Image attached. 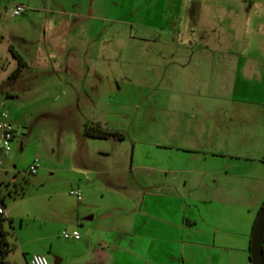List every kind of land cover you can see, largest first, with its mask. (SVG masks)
I'll return each instance as SVG.
<instances>
[{"label":"rangeland","instance_id":"rangeland-1","mask_svg":"<svg viewBox=\"0 0 264 264\" xmlns=\"http://www.w3.org/2000/svg\"><path fill=\"white\" fill-rule=\"evenodd\" d=\"M15 3L27 6L28 15L11 16L9 8ZM59 10L35 8L30 0H0V108L16 132L0 165V195L6 212L2 228L8 244L4 260L18 264L23 257L40 254L48 264L55 258H63L61 264H75L74 243H96L97 247L147 243L151 254L160 257L172 250L178 253L175 247L181 245L194 261L205 257L210 264H250L248 247L255 207L264 198L236 199L231 194L205 199L195 192L199 182L213 189L234 185L230 179L218 178L215 184L209 178L194 176L186 185L194 188L192 193L179 185V194L157 182L161 174L156 168L162 162L157 147L169 141L163 139L157 125L149 124L146 129L142 101L147 93L139 69L122 71L117 67L102 78L105 89L99 94L100 108L111 102L114 115L103 117L97 112L94 118H106L109 129L118 130L123 139L83 136L85 123H98L86 120L91 116L83 113V105L77 102L79 85L51 70L42 42L39 23ZM71 11L67 9L66 14ZM119 11L115 17L120 16ZM137 20L132 19L131 29L127 26L134 36L141 35ZM91 22L93 33L100 32L102 24ZM142 46L141 42L136 45ZM34 51H41L44 64H24L20 73L13 75L18 62L12 52L25 55ZM122 76L131 83L121 80ZM248 89H253L256 102L264 104V83ZM152 115L156 118L154 112ZM34 160L37 168L30 175L28 169ZM179 163L187 164L184 159ZM256 165L246 162L245 171L256 169ZM258 167L263 179L264 166ZM171 176L165 175L166 179ZM74 191L80 193V202L70 194ZM90 216L92 219H87ZM187 221L194 225H187ZM72 231L79 234L78 241L63 238Z\"/></svg>","mask_w":264,"mask_h":264},{"label":"crops","instance_id":"crops-1","mask_svg":"<svg viewBox=\"0 0 264 264\" xmlns=\"http://www.w3.org/2000/svg\"><path fill=\"white\" fill-rule=\"evenodd\" d=\"M30 1L35 8L60 9L40 23V18L36 20L51 70L79 85L77 102L92 117L86 120L120 133L109 129L106 118H94L97 112L103 117L114 115L111 102L100 111L99 94L105 89L102 78L117 67L122 71L134 67L144 74L146 129L149 124L157 125L163 139L169 141L157 144L162 159L156 168L161 174L157 182L179 194V185L192 193L194 188L186 185L194 176L215 184L218 178L230 179L234 185L213 189L199 182L195 192L205 199L231 194L236 199L264 198V178L258 167L264 166V104L256 102L253 89H248L264 83V1ZM67 9L74 11L66 14ZM118 9L120 18L115 17ZM134 18L142 28L140 36L127 31ZM91 21L102 24L100 32L93 33ZM140 42L143 46L136 47ZM15 54L25 65L40 67L46 61L41 51ZM120 79L131 83L127 76ZM173 93L179 96H169ZM180 159L187 164L180 165ZM246 162L257 164L256 169L245 171ZM166 174L171 178L166 179ZM261 204L255 207V216ZM187 225L194 223L187 221ZM73 245L77 247L75 264H210L205 257L192 260L195 258L181 245L175 247L178 253L172 250L163 257L152 255L147 243ZM62 262L63 258L53 260Z\"/></svg>","mask_w":264,"mask_h":264},{"label":"built area","instance_id":"built-area-1","mask_svg":"<svg viewBox=\"0 0 264 264\" xmlns=\"http://www.w3.org/2000/svg\"><path fill=\"white\" fill-rule=\"evenodd\" d=\"M30 9L23 4H15L9 8V12L13 17L27 16ZM16 132L7 120V115L0 108V165L1 158L6 156L11 149V141L15 138ZM37 168V162L34 160L29 166L28 173L33 175ZM73 196L80 202L81 197L78 191L71 192ZM0 216L6 218V212L3 207H0ZM63 238L72 239L78 241L80 239L79 234L76 231H72L70 234L64 233ZM22 264H48L45 257L40 254H34L30 257L27 262Z\"/></svg>","mask_w":264,"mask_h":264},{"label":"trees","instance_id":"trees-1","mask_svg":"<svg viewBox=\"0 0 264 264\" xmlns=\"http://www.w3.org/2000/svg\"><path fill=\"white\" fill-rule=\"evenodd\" d=\"M12 55L16 58V60L18 62V68L14 71L13 75H18L21 71V68H23L24 63L13 52H12ZM82 134L86 138H97V139L113 138L116 140H122L123 139L122 134H120L116 131H111V130L102 128L101 126H99V124H91V123H85L83 125ZM0 207L4 208L1 195H0ZM4 221H5V218L0 216V264H11V263L4 260V257L7 253V248H8V244L5 240V233H4L3 228H2ZM261 254H262V261L264 264V232L262 234V239H261Z\"/></svg>","mask_w":264,"mask_h":264},{"label":"water","instance_id":"water-1","mask_svg":"<svg viewBox=\"0 0 264 264\" xmlns=\"http://www.w3.org/2000/svg\"><path fill=\"white\" fill-rule=\"evenodd\" d=\"M264 232V201L255 216L249 238L248 259L250 264H263L261 239ZM56 264V263H53Z\"/></svg>","mask_w":264,"mask_h":264}]
</instances>
